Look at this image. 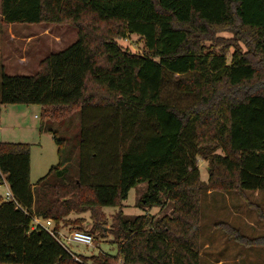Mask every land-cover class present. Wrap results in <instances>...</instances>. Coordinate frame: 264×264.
Wrapping results in <instances>:
<instances>
[{
  "label": "trees",
  "instance_id": "16d2710c",
  "mask_svg": "<svg viewBox=\"0 0 264 264\" xmlns=\"http://www.w3.org/2000/svg\"><path fill=\"white\" fill-rule=\"evenodd\" d=\"M0 15L5 23L77 29L35 73L0 76V103L40 105L39 131L52 134L58 156L31 186L30 145L0 142V175L14 198L0 193V264H201L202 195L221 189L245 200L264 191V0H0ZM87 17L94 25L83 24ZM99 24L104 33H96ZM226 30L236 40L222 45L216 34ZM127 34L143 39L141 53L118 45ZM179 94L190 101L180 105ZM72 107V135L43 122L48 108ZM198 156L208 162L206 181ZM139 183L146 188L136 206L145 212L124 215L121 202ZM166 203L168 214L146 212ZM105 206L117 208L110 223L117 256L74 260L45 229L30 227L34 215L51 219L54 230L80 228L82 220L68 216L89 212L97 228ZM213 226L264 248V235L245 237L225 221Z\"/></svg>",
  "mask_w": 264,
  "mask_h": 264
},
{
  "label": "rangeland",
  "instance_id": "374dc122",
  "mask_svg": "<svg viewBox=\"0 0 264 264\" xmlns=\"http://www.w3.org/2000/svg\"><path fill=\"white\" fill-rule=\"evenodd\" d=\"M93 23L91 17H87L83 20L85 26H92L94 25ZM97 27L99 28V30L96 31L97 34L105 32L106 26L104 24H99ZM27 29L31 36L34 35L38 37V39H31L28 42V46H26L27 53H34L36 48H38L39 52L37 53L38 55L35 53L34 64L29 60L31 64L26 68H10L9 61L7 62V59H4L3 56L12 53L13 45L6 43V35L0 31V76L1 73L10 75H28L35 73L37 71L38 63L47 54L64 49L76 39L77 35L76 27L70 22H63L60 24H32L29 25ZM216 35V37H219V41H223L222 45H228L230 42L236 40V36L233 32H230V30L221 31ZM116 42L122 48L131 52L141 53L144 49L143 39L136 34H127L125 38L116 39ZM206 45H209V43L207 42ZM228 51L231 52L232 49L230 48ZM173 77L177 76L174 75ZM169 91L170 95L173 96V89L171 86H169ZM178 99L181 101L179 104L182 106L190 101L189 97L180 94L178 95ZM0 105L3 106L4 104L0 103ZM32 105L38 107V117L35 119V123H38L40 122L41 106L35 104ZM73 109L74 108L72 107V109L68 110L69 112L67 114L66 110H64V112H59L60 110L53 112L52 108H48L43 115V122L48 123L47 125L56 129L58 134L62 133L70 136L75 133L78 124L77 115L74 114L75 110ZM60 113L64 115L57 116ZM67 115H71V119H68L70 116ZM33 142L35 143L31 146V169L29 171V182L31 186H34L36 182L48 172L49 168L56 165L58 162L56 152L57 147L53 141L51 133H38L34 136ZM215 153L220 154L221 152L220 150H217ZM196 164L199 169L200 180L206 181L208 162L204 158L198 156L196 158ZM77 167L78 164H75V170H77ZM145 188V183H139L129 189L126 198L121 202V210L124 215L135 216L145 212L136 206V203L141 198ZM2 192L3 189L0 188V193ZM145 209L149 214L158 213L159 215H163L168 214L171 207L166 203L162 208L146 207ZM101 212L106 221H104V223H99L97 228L92 227L93 221L91 220L90 213L83 212L79 214L71 213L68 216L69 221L76 218L81 219L80 228L74 227V225L69 222L65 223L64 227L59 229V232L64 236H66L68 232L76 229L91 233L93 243L89 246L62 240L63 245L75 256L89 257L98 253H106L111 256L118 255L117 245L113 242V236L110 234L111 217L117 212V208L105 206L101 208ZM260 214L264 215V191L249 193L245 200H242L235 192L224 191L221 189H216L210 192L207 191L202 195L200 242L202 247L206 244L209 246L206 249H202L201 247L200 263L209 264L219 258L223 260L224 263L264 264L263 247L242 246L227 238L222 231L215 229L212 226L215 221L229 222L234 225V227L238 228L240 233L245 237H251L254 239L264 235V218H260ZM117 264H121V261Z\"/></svg>",
  "mask_w": 264,
  "mask_h": 264
},
{
  "label": "crops",
  "instance_id": "0c3cea01",
  "mask_svg": "<svg viewBox=\"0 0 264 264\" xmlns=\"http://www.w3.org/2000/svg\"><path fill=\"white\" fill-rule=\"evenodd\" d=\"M29 25L32 24L5 23L0 15V31L1 33H4L6 35V43H10V45H13L12 53L3 56L4 59H7V62L9 61L8 63H10V68L13 69L26 68L29 66V64H31L30 61H32L33 62L32 64H34L35 53L37 54L39 52L38 48H36V51L34 53L33 52L27 53L26 46H28V42L31 39H38V37L34 35L31 36L28 33L27 27ZM31 106L33 105H24V104H4L3 106L0 105V141L14 142V143H28L30 145L29 171L31 169L30 167L31 146L35 143L33 142L34 136L38 133H42L38 130L40 122L35 123V119L38 117L37 116L38 107L35 106L31 107ZM43 133L45 134V132ZM208 246L209 245L206 244L204 245V247H202V249H206L208 248ZM220 263H224V261L218 258L217 260L209 264H220Z\"/></svg>",
  "mask_w": 264,
  "mask_h": 264
},
{
  "label": "built area",
  "instance_id": "2783aa9c",
  "mask_svg": "<svg viewBox=\"0 0 264 264\" xmlns=\"http://www.w3.org/2000/svg\"><path fill=\"white\" fill-rule=\"evenodd\" d=\"M0 188L3 189L1 195L4 200L14 201L13 195L3 175H0ZM30 227H40L45 229L50 235L58 240L63 247L65 246L63 245L62 240L85 246H89L93 243L92 235L86 231L76 229L68 232L66 236L62 235L59 230H54V223L51 219H43L33 215ZM73 258L74 260H78L77 256L73 255Z\"/></svg>",
  "mask_w": 264,
  "mask_h": 264
}]
</instances>
